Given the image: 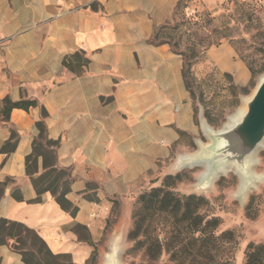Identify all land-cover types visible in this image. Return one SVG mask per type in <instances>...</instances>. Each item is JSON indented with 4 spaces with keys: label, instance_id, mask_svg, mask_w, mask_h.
Segmentation results:
<instances>
[{
    "label": "crops",
    "instance_id": "crops-1",
    "mask_svg": "<svg viewBox=\"0 0 264 264\" xmlns=\"http://www.w3.org/2000/svg\"><path fill=\"white\" fill-rule=\"evenodd\" d=\"M227 2L0 0V219L34 230L69 264H104L116 239L111 200L127 205L200 132L183 57L152 42L156 29ZM77 51L88 62L66 68ZM204 53L213 65L228 62L224 72L244 68L228 41ZM26 99L35 105L2 115L5 101ZM34 147L42 153L28 170ZM52 166L69 173L73 214L50 191L36 193L32 178ZM6 240L0 264H26Z\"/></svg>",
    "mask_w": 264,
    "mask_h": 264
},
{
    "label": "rangeland",
    "instance_id": "rangeland-1",
    "mask_svg": "<svg viewBox=\"0 0 264 264\" xmlns=\"http://www.w3.org/2000/svg\"><path fill=\"white\" fill-rule=\"evenodd\" d=\"M184 12L192 18L186 25L181 26L178 32L181 37L177 42L180 51L192 42L195 44L198 59L191 66L193 79L188 78V83L200 132L190 149L163 164L159 173L154 175L147 187L141 191L152 186H160L166 176L175 177L179 174V180H171V189L182 194L201 195L208 200L209 206L205 211L221 219L216 232L231 230L234 233L235 241L230 248V264H245L247 244L252 242L264 244V147L257 153L253 166V173L258 177L245 196L239 192V177L236 173L224 172L212 182L204 184L202 180L204 167L180 166L178 158L195 152L198 149L197 142L204 144L208 141L200 127L199 114L203 109L199 98L202 96L209 101L216 122L209 124L205 120L213 130H217L240 106V97L247 96L253 90L257 79L264 72V0H229L217 6L207 16L205 13L187 14L185 10ZM222 34H225V37H222ZM222 41L234 44L236 55L242 61L244 68H232V73H227L220 67L230 65L228 62L217 65L210 63L205 56V50ZM138 195L133 196L127 205L119 200L110 202L111 215L108 227L114 228L116 232L110 241L119 238L118 262L119 264H170L167 253L151 261L142 250H130L133 242L126 235L132 226V213ZM250 199L255 213L253 217H248L245 213Z\"/></svg>",
    "mask_w": 264,
    "mask_h": 264
},
{
    "label": "trees",
    "instance_id": "trees-1",
    "mask_svg": "<svg viewBox=\"0 0 264 264\" xmlns=\"http://www.w3.org/2000/svg\"><path fill=\"white\" fill-rule=\"evenodd\" d=\"M181 7L182 3L179 2L174 11L176 15ZM191 18L186 17L181 21L160 25L152 39L156 44H169L174 52L183 57L184 84L190 94L188 78L193 79L190 69L198 56L194 42L180 51L177 40L181 37L178 34L181 26L186 25ZM221 36L225 37V34ZM74 61L77 62L78 67L84 66L88 62L84 51H77L65 57L63 65L73 69ZM199 101L202 104V115L209 124H214L216 118L210 109L209 101L202 96ZM33 105L35 100L32 99L5 101L1 113L6 116L12 107L26 109ZM37 126L40 129L42 124L39 123ZM53 144L54 142L47 141V145ZM41 149L34 147L33 152L27 155L25 164L28 170L29 162L42 153ZM179 176V174L175 177L166 176L160 186H152L138 195L132 213V226L126 235L133 242L130 250H142L151 261L167 253L170 264H230V248L235 241L234 233L231 230L216 232L221 219L205 211L209 204L203 196L194 193L182 194L171 189V180H179ZM32 180L38 195L48 190L61 208L71 214L77 210L76 206L66 198L70 190L68 171L52 166ZM2 184L0 183V196ZM248 202L245 213L248 217H253L255 213L251 199ZM7 238L14 239L13 249L22 255L26 264H69L65 255L51 253L34 230L18 222L0 219V245L7 243ZM246 247L245 264H264V244L252 242ZM95 260L96 252L92 254L90 262L93 263Z\"/></svg>",
    "mask_w": 264,
    "mask_h": 264
},
{
    "label": "water",
    "instance_id": "water-1",
    "mask_svg": "<svg viewBox=\"0 0 264 264\" xmlns=\"http://www.w3.org/2000/svg\"><path fill=\"white\" fill-rule=\"evenodd\" d=\"M240 99V106L227 117L226 122L217 130H213L208 125L204 115L200 112V127L208 141L204 144L197 142L198 149L195 152L178 160L180 166L183 167L204 166L202 176L204 184L215 180L217 177L215 178L213 173L227 166L234 167L240 173L235 172L239 181L241 178L243 185L250 189L258 177L253 173V166L257 153L264 147V143H262L264 139V72L257 79L253 90L247 96H241ZM222 173L224 172L220 174ZM239 192L243 196V191L240 188ZM108 251L113 256L110 261H105L104 264H119L120 251L118 248L114 249L111 243Z\"/></svg>",
    "mask_w": 264,
    "mask_h": 264
},
{
    "label": "bare ground",
    "instance_id": "bare-ground-1",
    "mask_svg": "<svg viewBox=\"0 0 264 264\" xmlns=\"http://www.w3.org/2000/svg\"><path fill=\"white\" fill-rule=\"evenodd\" d=\"M235 116V114L233 115V117ZM232 117V118H233ZM262 143H264V139H263V142ZM186 156H188V155H185V156H180L179 157V159L178 160H181L182 158H184V157H186ZM204 167V166H203ZM204 169H205V167H204ZM227 171H232L233 173H238L237 171H236V169L234 168V167H232V166H227V167H222L221 169H220V171H217V172H215V173H213L214 174V176H215V178L216 177H218L219 175H220V173L221 172H227ZM238 174H240V173H238ZM241 177V176H240ZM240 184H239V188H240V190H242L243 191V196H245L246 194H247V192L249 191V189L250 188H248L247 186L245 187L244 185H243V181H242V179L240 178ZM119 238L117 237L116 239H114L113 240V242H111L112 243V245H113V248L114 249H117L118 248V240ZM114 251V250H113ZM115 252V251H114ZM104 256V255H103ZM112 253H110V252H107L106 253V255H105V258H104V261H110L111 259H112Z\"/></svg>",
    "mask_w": 264,
    "mask_h": 264
}]
</instances>
